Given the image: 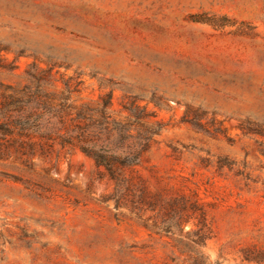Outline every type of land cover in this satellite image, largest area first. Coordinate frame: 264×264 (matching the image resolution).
I'll list each match as a JSON object with an SVG mask.
<instances>
[{"label":"rangeland","instance_id":"rangeland-1","mask_svg":"<svg viewBox=\"0 0 264 264\" xmlns=\"http://www.w3.org/2000/svg\"><path fill=\"white\" fill-rule=\"evenodd\" d=\"M0 84V264H264V0H0Z\"/></svg>","mask_w":264,"mask_h":264},{"label":"trees","instance_id":"trees-1","mask_svg":"<svg viewBox=\"0 0 264 264\" xmlns=\"http://www.w3.org/2000/svg\"><path fill=\"white\" fill-rule=\"evenodd\" d=\"M37 92H32L30 87L17 91L0 84V150L9 149L19 139L30 136L31 128L38 117V109H47L50 113L48 107L51 105L42 101L41 96H38L40 93ZM81 136L84 138L79 142L81 151L94 160L97 166L104 167L118 182L122 181V177L117 173L118 167H132L139 163L140 152H135L132 158L117 156L110 149L99 150L88 144L91 142L89 135L83 133Z\"/></svg>","mask_w":264,"mask_h":264}]
</instances>
